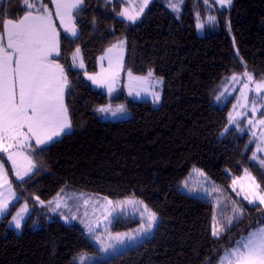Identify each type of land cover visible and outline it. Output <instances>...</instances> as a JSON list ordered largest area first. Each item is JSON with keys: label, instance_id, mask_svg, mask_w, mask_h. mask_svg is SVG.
Here are the masks:
<instances>
[{"label": "trees", "instance_id": "obj_1", "mask_svg": "<svg viewBox=\"0 0 264 264\" xmlns=\"http://www.w3.org/2000/svg\"><path fill=\"white\" fill-rule=\"evenodd\" d=\"M22 2L2 0L0 17L21 18ZM41 2L53 9L51 0ZM167 4L154 0L132 23L119 18L121 1L84 0L73 14L78 35L66 37L60 31V55L55 60L68 78L65 105L72 127L48 145L30 146L35 169L23 180L16 178L7 156L0 153L19 197L0 221V264H77V256L99 253L80 227L50 219L37 205V200L48 202L59 194L135 197L148 200L159 214L149 238L95 264H220L235 241L264 226V206L238 199L231 188L247 170L264 192V167L252 158L255 145L250 134L229 127L235 96L218 100L225 81L234 74L247 71L256 80L264 79V0H233L231 7L216 10L219 31L203 36L196 26L197 15L208 13L205 0H184L179 13ZM123 38L125 70L140 76L151 71L164 79L159 105L134 100L124 88L109 95L85 79L84 72L96 73L99 57ZM76 49L84 70L73 67ZM119 104L126 105L129 119L102 120L95 112L100 106ZM194 169L224 192L219 226L226 231L219 237L212 235L214 201L177 190L158 208L145 194L153 174L160 184L168 171L184 180ZM25 203L32 212L18 232L10 221ZM235 207L245 215L234 216ZM139 224L118 218L113 231Z\"/></svg>", "mask_w": 264, "mask_h": 264}, {"label": "snow or ice", "instance_id": "obj_2", "mask_svg": "<svg viewBox=\"0 0 264 264\" xmlns=\"http://www.w3.org/2000/svg\"><path fill=\"white\" fill-rule=\"evenodd\" d=\"M51 2L55 4V14L59 17L61 25L64 26L66 37L69 34L73 37L77 36L72 12L75 9H80L84 0H51ZM149 2L150 0H141L139 11L135 14H130L127 9L118 14L135 23L143 14L144 9L148 7ZM207 2L208 0H205V3ZM215 2L223 7L230 5L232 0H215ZM22 6L25 15L21 19L4 20L0 17V153L7 155V159L11 161L12 167L15 169L16 177L20 180H23L35 167L31 158L22 149L29 148L32 140H35L37 145L46 144L72 127L68 109L64 104V91L68 87V78L63 66L51 59L54 55H60V34L56 29L52 13L41 0H35V2L23 0ZM170 6L177 10V5ZM209 19L215 20V17H209ZM124 43L125 41L121 40L108 49L109 70L107 73L102 70L97 76L88 77L93 83L107 87L109 92L113 91V85L118 79L120 71L123 70ZM79 52L80 50L76 49V53ZM75 59L74 55L73 60ZM104 59L105 57H101V60ZM79 66L83 67L82 61ZM127 75L130 91L134 83H143L146 80V78L134 77L130 70ZM152 75L153 73L150 71L148 76ZM243 78L245 83L240 93L246 102L249 83H255V88L252 89L255 93L259 94L264 91V81L255 82L253 76L247 71L243 73ZM231 79L239 82L241 77L234 74ZM153 95L157 100L159 99L158 94L153 93ZM261 99L264 100V97ZM244 106L246 107L247 103ZM109 110V108L99 109L101 112ZM251 111L253 113L257 111L255 101H252ZM233 120H235L234 117ZM248 123L251 124L252 121L249 120ZM258 123L264 125V119L259 120ZM257 150L264 151L259 148ZM253 159H257L255 154H253ZM260 164L264 165V159L260 160ZM245 176L250 183L244 194V199L249 204L264 205V192L260 191V185L255 182V178L251 177L247 170H245ZM236 183L233 181L234 185ZM5 186H7L9 194L14 195L11 192L7 169L3 162H0V188ZM212 190L216 191L217 189L213 188ZM241 191L244 192V189ZM2 196L3 193L0 192V197ZM85 203L87 204L88 201L85 200ZM106 203L112 205L110 200H106ZM124 203L131 204L133 201L119 202L115 208H120ZM136 203L143 204L142 201ZM7 209L8 200L0 199V215H3ZM233 214L236 217L245 215L243 209L239 207L233 209ZM141 215L146 216L148 224L147 228L142 225L141 230L148 232L156 222L157 215L146 205L143 206ZM13 219L15 227L20 228L21 214L17 213ZM228 224H232V218H229ZM98 226L99 224H97ZM88 231L90 233L94 231L91 225H88ZM223 231H226V228L220 227L219 222H216L213 225L212 235L219 237ZM104 234L107 235L109 241L114 240L117 243H123V237L127 235L119 233L112 235L107 228H105ZM94 239L104 245V251L115 248L114 244L105 243L101 239V234H95ZM234 244L235 246L230 249L226 258L220 261V264H264V226L249 232L247 237L235 241Z\"/></svg>", "mask_w": 264, "mask_h": 264}, {"label": "rangeland", "instance_id": "obj_3", "mask_svg": "<svg viewBox=\"0 0 264 264\" xmlns=\"http://www.w3.org/2000/svg\"><path fill=\"white\" fill-rule=\"evenodd\" d=\"M118 1H121L123 3L122 11L127 9L130 14H135L136 12L139 11V4L141 3V0H118ZM153 1L154 0H150L148 7ZM167 1H168L167 5L172 11L176 13H179L180 11H182L184 0H167ZM172 4L177 5V10H174L170 6ZM232 4H233V0L230 5H226L223 7L219 3L215 2V0H213V3H211L210 1L207 2L206 3L207 11H208L207 15L204 17L197 15L196 30H197L198 35L203 36L207 34L217 33V30L219 31V28H218L219 24H218L216 10L222 9L225 7L229 8L232 6ZM52 5H53V9L49 11L52 13V18L55 23L56 29H58L57 24H59L62 30L64 31V26L61 25L59 17H57L55 14V4L52 3ZM147 8L144 9V12ZM76 10L78 9H75L73 11H76ZM72 15H73V12H72ZM142 15L140 16L138 20H136V22L141 19ZM209 17H215V20H210ZM119 18L125 21H129L126 19V17H122L120 15H119ZM73 22L75 24V21ZM201 25L203 26L201 27ZM228 30L230 31V28H228ZM76 31L78 33L77 26H76ZM68 36H70V34ZM70 37H73V36H70ZM121 40L125 41L123 50H122L123 70L120 71L119 77L116 80L115 84L113 85V91L109 92L107 87L100 86L96 83H93V81L88 79V77L97 76L98 74L102 72V70L105 73H107V71L109 70V64H108V59H107L108 49L111 48L114 44H117ZM114 44L111 45L105 51V53L99 57L98 70L96 73L84 72L85 79H87L95 88H97L100 91L106 92L109 95L116 94L122 88H124L126 93L134 100H137V101L148 100V101H152L156 105H159L162 101V94H163V89H164V79L159 76H156L155 74L149 77L148 75H144V76L135 75L131 72L134 77H142V78H146V80L143 83H134L130 91L129 77L127 75L128 71H126L124 68L125 56H126V40L124 38L119 39ZM74 55L76 56L75 60H73ZM101 57H105V59L101 60ZM72 60H73V67L75 69H80V70L85 69V63L83 61L81 52L77 54L75 51L72 55ZM81 61L83 63V67L79 66ZM237 76L241 77L239 82L233 81L231 79L232 76L229 77L227 81H225L222 92L220 96L218 97V100H222L225 102L228 99H230L232 96H235L236 101L229 115V120H230L229 127H235L240 133L247 132L250 134L251 141L255 145L253 154H255L257 157V159H253V160L260 163V160L264 159V151H258L257 149L258 148L264 149V125H260L258 121L261 119H264V115H262V113H264V107H262V105H264V100L261 99L262 97H264V91H261L259 94L255 93L254 91H252V89L255 88V83H249V90L247 91V102H246L241 97V93H240V90L243 87V84L245 83L243 74H240ZM253 80L255 82L264 81V79L256 80L254 79V77H253ZM153 93L158 94L159 96L158 100L155 98ZM252 101L256 102L257 111L255 113L251 111ZM245 103H247L246 107L244 106ZM101 108H109L110 110L107 112H101L99 111V109ZM95 112L97 116L102 120L120 121V120L129 119L131 117V113L130 111H128L125 104L100 106L96 109ZM245 113H247V115H245ZM233 117L235 118V120H233ZM249 120L252 121L251 124L248 123ZM59 137L60 136L54 137L53 140L58 139ZM26 152L25 154L31 158L28 151ZM262 166L264 167V165ZM34 169L35 168H32L31 171H29L27 176H29L34 171ZM247 172L251 175V177H253V175L249 171ZM233 181L237 182L235 185L233 183L231 185L234 195L238 199L243 200L248 203V201L244 199V194L247 191V187L250 181L245 176V172L242 175V177L237 178ZM255 182L258 184L256 179H255ZM213 188L217 190L213 191L212 190ZM205 189H207V191H205ZM241 189H244V192H242ZM177 190L183 191L185 193H188L194 196H198L200 198L210 199L214 201V204L217 208V215L215 218V223L219 222L220 224V221L222 219L221 214H223L222 198H224L225 200V197H223L224 195L222 197L221 195L224 192L221 187L215 186L214 183L211 181V179H209L204 173H202L201 171L197 169H194L191 172V174L184 180H179L172 170L168 171L163 183H160V184L156 182L155 174H153L150 179L149 186L145 190V194L148 196L149 200L153 204H155L158 208H161L163 198L170 196L173 192ZM260 191H262L261 187H260ZM85 200L88 201L87 204L85 203ZM106 200L112 201V205H108L106 203ZM129 200L133 201V203L131 204L124 203L121 205L120 208H115V205L117 203L122 202V201H129ZM139 201H142L143 204L136 203ZM37 205L40 208H43V211H42L43 214L49 217L50 219H59V220H62L66 224H76L78 227L81 228L83 232H85L90 237L92 242L99 249L98 254L84 253V254L77 256L75 259V262L77 264H81L82 261H83V264H95L102 260L108 259L109 257H112L120 252H123L133 246H136L142 243L143 241H145L147 238H149L153 234L158 224V221H159V214L154 210L150 202H148V200L137 199L135 197H128V198H123L119 200H112L104 196L90 195L86 193L77 192L75 194H71L70 196L59 194L57 197H54L52 200L48 202L37 200ZM144 205H146L149 210L155 212L157 215L156 222L151 227V230L148 232H144L141 230L142 225L144 228L148 227L146 216L141 215ZM31 212H32L31 207L26 203L23 204L16 212V214L17 213L21 214V217H22L21 227L20 228L15 227V221L13 218L10 221V226L15 227L18 232H21L22 231L21 229L24 223L26 222V220L30 217ZM108 213H111V214L109 215ZM16 214L14 215V217L16 216ZM106 216H107V219H105ZM118 218H123V219L132 218L134 220L139 221L140 224L136 228L131 229V230L115 232L113 231V223ZM97 224H99L98 227H97ZM88 225L92 226L94 230L92 233L88 231ZM105 228H107L108 232H110L112 235H116L118 233L127 234L123 237L124 242L117 243L114 240L109 241L107 238V235L104 234ZM95 234H101V239H103L105 243L114 244L115 248H109L108 251H104V245H102L99 241L94 239ZM245 237L247 236H244L243 238ZM229 251L230 250L226 251L223 254L221 260L226 258Z\"/></svg>", "mask_w": 264, "mask_h": 264}, {"label": "crops", "instance_id": "obj_4", "mask_svg": "<svg viewBox=\"0 0 264 264\" xmlns=\"http://www.w3.org/2000/svg\"><path fill=\"white\" fill-rule=\"evenodd\" d=\"M1 1L2 0H0V3H1ZM30 2H33L32 0H30ZM74 12L75 11H73V14H74ZM25 15V14H24ZM23 15V16H24ZM22 16V17H23ZM21 17V18H22ZM21 18H19V19H21ZM57 27H58V32H59V34L61 33L60 31L62 30V28H61V26L59 25V24H57ZM63 31V30H62ZM64 32V31H63ZM77 35H78V33H77ZM58 56H52L51 57V59H53V60H55V58H57ZM56 61V60H55ZM57 63H59L58 61H56ZM60 64V63H59ZM66 90H67V88L65 89V91H64V104H65V94H66ZM66 106V105H65ZM68 117H69V115H68ZM71 129H68V130H66V132H69ZM65 132V133H66ZM61 136V135H60ZM54 140H56V139H54ZM54 140H51V141H48L47 143L48 144H50L51 142H53ZM32 144H35V145H37L36 143H35V140H32L31 141V145ZM48 144H41V145H37V146H45V145H48ZM30 148V147H29ZM29 148H25V149H22L24 152H26V151H28V149ZM27 153V152H26ZM6 155V154H5ZM7 156V155H6ZM1 162V161H0ZM10 163H11V161H10ZM13 170H14V172H15V169L13 168ZM16 176V175H15ZM19 181H20V179L18 178V177H16ZM26 178V177H25ZM8 179H9V177H8ZM10 180V179H9ZM11 182V181H10ZM0 192H2L3 193V196L2 197H0V199H7L8 200V209H7V211L3 214V215H0V221L7 215V213L9 212V210H10V208H11V206L13 205V204H15L17 201H18V199H19V197H18V195L16 194V192H15V190H14V188H13V186H12V183H11V192H12V194H14V195H10L9 194V192H8V189H7V186H5V187H3V188H0ZM14 217V216H13ZM12 228H14L15 230H17L15 227H12ZM23 228V227H22ZM22 230V229H21Z\"/></svg>", "mask_w": 264, "mask_h": 264}]
</instances>
